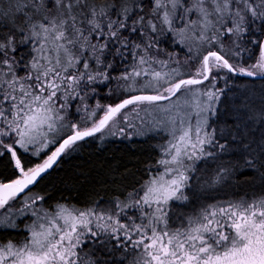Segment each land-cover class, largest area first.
<instances>
[{"label": "snow or ice", "instance_id": "snow-or-ice-1", "mask_svg": "<svg viewBox=\"0 0 264 264\" xmlns=\"http://www.w3.org/2000/svg\"><path fill=\"white\" fill-rule=\"evenodd\" d=\"M242 78L264 0H0V264H264V88L218 122ZM112 136L153 140L135 181L45 183Z\"/></svg>", "mask_w": 264, "mask_h": 264}, {"label": "trees", "instance_id": "trees-1", "mask_svg": "<svg viewBox=\"0 0 264 264\" xmlns=\"http://www.w3.org/2000/svg\"><path fill=\"white\" fill-rule=\"evenodd\" d=\"M262 88H264V83L259 79L242 78L232 85L230 90H226L227 101L230 102L222 104L218 110V122L221 126H224V132L221 135L228 137L230 132L233 136L235 135V130L226 125H231L237 119L235 109L239 107V101L243 100L247 94L252 96L258 103ZM240 111V118H243L244 110L241 109ZM254 130L258 132V129ZM220 142L223 143L224 141L221 140ZM153 154V140L146 136L114 137L107 138L104 142L95 140L86 146L83 151L73 153L71 156L64 158L58 166H54V171L45 183L55 185L62 192L68 191L64 187L65 182L69 178H75L77 181L81 180V177L78 176L81 171L96 180L103 178L109 170L122 173L123 183H132L140 175L146 158ZM221 159L227 160V154H222ZM207 163L209 168H213L218 161L209 159ZM224 191L221 190L219 193L221 198H224ZM93 193L103 198L112 195V190L110 186L108 189H102L95 183H84L79 189V199H84L87 195Z\"/></svg>", "mask_w": 264, "mask_h": 264}, {"label": "rangeland", "instance_id": "rangeland-1", "mask_svg": "<svg viewBox=\"0 0 264 264\" xmlns=\"http://www.w3.org/2000/svg\"><path fill=\"white\" fill-rule=\"evenodd\" d=\"M114 137H117V138H118L119 136H112V137H108V138H114ZM106 139H107V138H106Z\"/></svg>", "mask_w": 264, "mask_h": 264}, {"label": "water", "instance_id": "water-1", "mask_svg": "<svg viewBox=\"0 0 264 264\" xmlns=\"http://www.w3.org/2000/svg\"><path fill=\"white\" fill-rule=\"evenodd\" d=\"M258 79V78H257Z\"/></svg>", "mask_w": 264, "mask_h": 264}]
</instances>
